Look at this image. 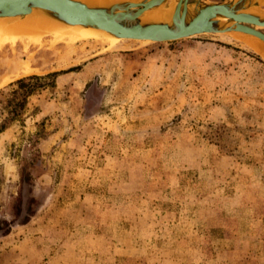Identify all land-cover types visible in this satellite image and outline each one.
<instances>
[{
    "label": "rangeland",
    "instance_id": "obj_1",
    "mask_svg": "<svg viewBox=\"0 0 264 264\" xmlns=\"http://www.w3.org/2000/svg\"><path fill=\"white\" fill-rule=\"evenodd\" d=\"M244 39L0 33V264H264V53ZM51 72L19 108L9 84ZM187 131L211 172L168 170Z\"/></svg>",
    "mask_w": 264,
    "mask_h": 264
},
{
    "label": "water",
    "instance_id": "obj_2",
    "mask_svg": "<svg viewBox=\"0 0 264 264\" xmlns=\"http://www.w3.org/2000/svg\"><path fill=\"white\" fill-rule=\"evenodd\" d=\"M258 5V0H105L96 3L82 0H0V18L16 20L34 10L48 18L55 30L70 25L94 27L108 36L150 40L149 43L202 34L233 35L236 32L251 34L264 41V32L259 29L264 28V11L258 10ZM252 7L256 11L243 12ZM157 8L169 9L168 19H143L147 11ZM221 19H226V22L222 23ZM230 22L233 24L228 25Z\"/></svg>",
    "mask_w": 264,
    "mask_h": 264
},
{
    "label": "bare ground",
    "instance_id": "obj_3",
    "mask_svg": "<svg viewBox=\"0 0 264 264\" xmlns=\"http://www.w3.org/2000/svg\"><path fill=\"white\" fill-rule=\"evenodd\" d=\"M85 3H96V2H103L105 0H82ZM137 2V1H134ZM259 4L264 5V0H258ZM256 9L254 7L244 10L243 12H254ZM170 13L169 9H152L147 11L143 15V19L145 20H166L168 19ZM12 17L0 18V33H4V35H9L12 39H15L16 34H20L23 32L28 31L32 36L36 38L39 35L44 33H37L36 30L40 31H51L50 34L56 33H64V34H75L79 37H96L100 35L101 37H107L104 31H101L94 27H82L79 25H70L64 29L55 30L53 28L51 21L44 17L43 15L39 14L37 11H32L31 13L27 14L22 18H18L16 20H12ZM221 22H226V19H221ZM233 23L230 22L228 25H232ZM54 29V30H53ZM258 29V28H256ZM53 30V31H52ZM57 31V32H55ZM234 34H239L244 37L245 42L253 49L260 53H264V41L259 39L256 36L251 34H246L243 32H236ZM112 37V36H111ZM259 54V53H258ZM262 55V54H261ZM263 56V55H262ZM264 57V56H263ZM26 73L28 70H25Z\"/></svg>",
    "mask_w": 264,
    "mask_h": 264
},
{
    "label": "crops",
    "instance_id": "obj_4",
    "mask_svg": "<svg viewBox=\"0 0 264 264\" xmlns=\"http://www.w3.org/2000/svg\"><path fill=\"white\" fill-rule=\"evenodd\" d=\"M171 142L173 143L172 156L176 155L178 159L171 162L172 165L168 170L196 169L204 174L211 172L213 153L217 152L213 142L207 141L205 144L199 145L195 134L188 131L181 133L177 139L171 140ZM149 149H151L149 146H144L143 150Z\"/></svg>",
    "mask_w": 264,
    "mask_h": 264
},
{
    "label": "trees",
    "instance_id": "obj_5",
    "mask_svg": "<svg viewBox=\"0 0 264 264\" xmlns=\"http://www.w3.org/2000/svg\"><path fill=\"white\" fill-rule=\"evenodd\" d=\"M69 70H72V69H69ZM56 74H57V72H51V73H48V74L43 75V76L29 75V76L19 78V79L15 80L14 82H11L9 84L10 86L11 85H17L19 90H21V92H22L21 93L22 98H21L20 104H18L19 108H20V105L26 101L27 97H29L30 95L35 93L37 91V89L44 88V85H41L39 83V80L44 79L45 77L54 76ZM16 93H17V89H14L12 91V96H14ZM12 103H13V98H10L9 100H7V105L10 106ZM13 108L14 109L12 110V116L14 118L15 116H19L20 113L18 111L19 108L17 109L16 105ZM6 125L7 124L5 121H4V123L0 124V133L6 129V127H7ZM178 174H181V173L178 172Z\"/></svg>",
    "mask_w": 264,
    "mask_h": 264
},
{
    "label": "flooded vegetation",
    "instance_id": "obj_6",
    "mask_svg": "<svg viewBox=\"0 0 264 264\" xmlns=\"http://www.w3.org/2000/svg\"><path fill=\"white\" fill-rule=\"evenodd\" d=\"M9 226H10V227H12V226H13V223H12V224H10ZM9 231H10V230H8V232H7V233H9ZM7 233H5V235H6Z\"/></svg>",
    "mask_w": 264,
    "mask_h": 264
}]
</instances>
